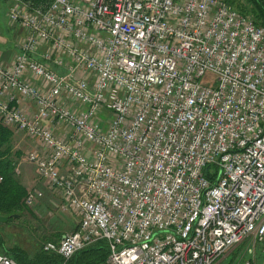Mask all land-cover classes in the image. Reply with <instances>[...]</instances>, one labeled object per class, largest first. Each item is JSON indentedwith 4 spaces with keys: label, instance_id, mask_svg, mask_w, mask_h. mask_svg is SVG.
I'll return each instance as SVG.
<instances>
[{
    "label": "built area",
    "instance_id": "obj_1",
    "mask_svg": "<svg viewBox=\"0 0 264 264\" xmlns=\"http://www.w3.org/2000/svg\"><path fill=\"white\" fill-rule=\"evenodd\" d=\"M7 17L23 34L0 59V121L79 217L44 251L218 264L252 241L244 264H264V27L224 0H12Z\"/></svg>",
    "mask_w": 264,
    "mask_h": 264
},
{
    "label": "trees",
    "instance_id": "obj_2",
    "mask_svg": "<svg viewBox=\"0 0 264 264\" xmlns=\"http://www.w3.org/2000/svg\"><path fill=\"white\" fill-rule=\"evenodd\" d=\"M38 4L43 0H25ZM233 9L241 10L243 14H250L258 26L264 27V0H224ZM236 7V8H235ZM240 12V11H239ZM11 127V126H10ZM0 121V173L4 181L0 183V214L9 216V222H19L22 212L31 213V222L43 226L46 235L41 234L36 238L32 232L37 227H27V232L32 239L27 244L18 242H8L5 234L0 231V250L4 254L14 258L18 264H109V247L106 240H98L95 243L78 250L70 259L65 260L56 252H46L43 245L46 241H58L61 237L58 232L60 228L54 227L55 221L51 220L48 214L43 216L42 210L51 207L49 201H40L33 205H27L26 197L28 189L15 173V167L22 157L21 151L14 148V131ZM36 211H39L37 214ZM50 211V210H49ZM19 214L15 219L12 216ZM43 216V217H42ZM27 218V217H26ZM60 222V220H58ZM24 221L21 227L27 226ZM52 226V227H51ZM56 229V230H55ZM77 229V228H76ZM74 229V230H76ZM73 230V231H74ZM37 239V240H36Z\"/></svg>",
    "mask_w": 264,
    "mask_h": 264
},
{
    "label": "rangeland",
    "instance_id": "obj_3",
    "mask_svg": "<svg viewBox=\"0 0 264 264\" xmlns=\"http://www.w3.org/2000/svg\"><path fill=\"white\" fill-rule=\"evenodd\" d=\"M1 1V0H0ZM6 8H7V2L2 1L0 3V11L2 12L1 17H0V23L3 25H8V32L10 33H16L18 30H21L20 26L18 25H10L8 17L6 15ZM236 8V7H235ZM238 11L241 12L237 8ZM4 13L5 16L4 17ZM250 15V14H248ZM23 31V30H22ZM12 35V34H11ZM0 42L3 44V42H8L6 37L0 34ZM10 127V126H8ZM14 131V136H13V142H14V148L16 150H20L21 152V158L19 159L16 167H15V173L18 176V178L21 180L22 184L27 187L28 190L34 186H38L42 190H44V187L42 184H40L42 181L39 179L35 166L28 161L27 159V154L32 148L34 147V142L31 138H29L23 131H19L15 129L14 127H10ZM40 182V183H39ZM43 183V182H42ZM47 187V186H46ZM48 188V187H47ZM49 189V188H48ZM40 190V189H39ZM55 197L56 203H50L51 207H49V210L45 207L42 212L44 213L43 216L45 217V214L47 213L48 216H51V220L55 221L54 227L60 228L59 235L62 237V234L65 235L67 233L73 232L74 229L77 228L78 223H79V217L71 212L70 210H62L60 207V199L57 196ZM39 211H36L35 214H37ZM22 218L19 220V222H14L12 221L11 227L8 229V233L11 234V239L13 242H18L20 244H27V243H32L29 242V239H32L27 232V227H37L35 229L36 231L32 232L33 235L36 236V238L41 234L40 237L46 235L47 233L44 231L43 226L37 225L36 221L31 222V213H25L22 212ZM19 215V214H18ZM42 216V217H43ZM18 217V216H17ZM16 217V218H17ZM27 217V218H26ZM15 218V219H16ZM60 220V222H58ZM26 221L28 224L27 226L21 227V224ZM52 227V226H51ZM56 230V229H55ZM7 235V234H6ZM37 240V239H36ZM52 241V240H49ZM254 252L257 253L258 259L260 260L263 255L259 248H257V244L255 243L253 245L252 241H246L241 243L240 245L230 249L219 261L218 264H244L245 261L250 259V257H253ZM0 254H4L0 250ZM6 255V254H5ZM8 256V255H7ZM256 256V255H255ZM14 259V258H13Z\"/></svg>",
    "mask_w": 264,
    "mask_h": 264
},
{
    "label": "crops",
    "instance_id": "obj_4",
    "mask_svg": "<svg viewBox=\"0 0 264 264\" xmlns=\"http://www.w3.org/2000/svg\"><path fill=\"white\" fill-rule=\"evenodd\" d=\"M2 1H4V0H1L0 3ZM5 2H7V8H6V15H7V12H8V9H9L11 3H12V0H5ZM1 14H2V12L0 11V17H1ZM4 17H6L5 13H4ZM7 26L8 25H6V24L3 25L0 23V34L3 35L4 37H6V39L8 41L6 43L3 42V44H1V42H0V59L4 60V61H6L10 58L11 54L15 50V46H16V43L18 41V38H20V36H22V34H23L22 29L18 30L17 34L14 32L9 34ZM40 184L43 185L44 190H42L38 186H34V187L30 188V189H34V188L40 189L43 192V196L41 198H39L35 203H40V201H49L50 203H56L55 197H54L56 195L53 192H51L46 187V185L44 183L41 182ZM28 189H29V187H28ZM28 192H29V190H28ZM14 218H16V217H14ZM8 222H9V220L7 222H0V231H2L5 234V237L7 238L8 242L10 243L12 241V239H11V234L8 233V229L11 227L12 223L11 222L8 223Z\"/></svg>",
    "mask_w": 264,
    "mask_h": 264
},
{
    "label": "water",
    "instance_id": "obj_5",
    "mask_svg": "<svg viewBox=\"0 0 264 264\" xmlns=\"http://www.w3.org/2000/svg\"><path fill=\"white\" fill-rule=\"evenodd\" d=\"M17 216H18L17 214H14L12 217L14 218ZM9 219H10L9 216L0 214V222H7Z\"/></svg>",
    "mask_w": 264,
    "mask_h": 264
}]
</instances>
